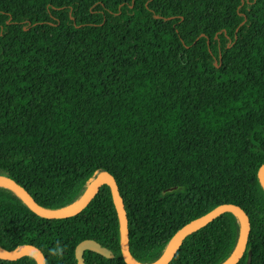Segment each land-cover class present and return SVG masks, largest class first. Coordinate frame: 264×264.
<instances>
[{
    "label": "trees",
    "instance_id": "16d2710c",
    "mask_svg": "<svg viewBox=\"0 0 264 264\" xmlns=\"http://www.w3.org/2000/svg\"><path fill=\"white\" fill-rule=\"evenodd\" d=\"M263 164L264 0H0V174L39 205L65 209L114 174L131 253L154 264L188 222L236 204L252 219L239 264H264ZM241 231L225 213L171 264H224ZM85 240L114 255L86 264H126L110 186L61 221L0 186V248L78 264Z\"/></svg>",
    "mask_w": 264,
    "mask_h": 264
},
{
    "label": "water",
    "instance_id": "95a60500",
    "mask_svg": "<svg viewBox=\"0 0 264 264\" xmlns=\"http://www.w3.org/2000/svg\"><path fill=\"white\" fill-rule=\"evenodd\" d=\"M259 178L264 187V164L260 168ZM105 185L111 187L113 201L119 217L121 247L125 263L140 264L135 260L131 253L127 210L114 174L110 172L99 174L88 188L84 196L77 203L61 210H52L39 205L26 188L9 176L0 174V186L12 190L37 216L53 221L68 220L81 214L86 208L89 207V205L93 202L95 197ZM176 190H178V187H172L166 190L165 193ZM225 213H232L240 219L242 223V231L234 252L224 264H239L248 248V243L252 232V219L241 206L230 203L222 204L209 213L199 216L188 222L172 239L162 258L154 264H171L181 250L184 242L191 234L207 226ZM87 251L99 254L107 259H112L114 257L113 253L106 247H103L98 241L85 240L81 242L76 248V259L78 264H86L84 255ZM25 256L34 257L37 264H47V259L44 253L34 245L26 244L15 251H7L0 248V260L3 261H18ZM251 257L252 255L250 254L248 261L249 264L251 263Z\"/></svg>",
    "mask_w": 264,
    "mask_h": 264
},
{
    "label": "clouds",
    "instance_id": "9594fccd",
    "mask_svg": "<svg viewBox=\"0 0 264 264\" xmlns=\"http://www.w3.org/2000/svg\"><path fill=\"white\" fill-rule=\"evenodd\" d=\"M62 249L60 248L59 244L57 243L56 248L52 250L53 255H60L62 253Z\"/></svg>",
    "mask_w": 264,
    "mask_h": 264
}]
</instances>
